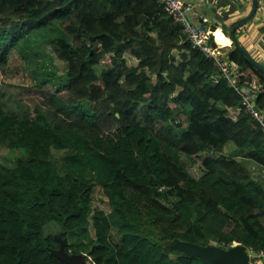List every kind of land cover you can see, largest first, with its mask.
<instances>
[{"label": "trees", "instance_id": "1", "mask_svg": "<svg viewBox=\"0 0 264 264\" xmlns=\"http://www.w3.org/2000/svg\"><path fill=\"white\" fill-rule=\"evenodd\" d=\"M211 31L264 112V76ZM31 33L66 74L0 83V264H64L59 240L87 264H205L174 241L264 251V133L159 0H0V72Z\"/></svg>", "mask_w": 264, "mask_h": 264}, {"label": "built area", "instance_id": "2", "mask_svg": "<svg viewBox=\"0 0 264 264\" xmlns=\"http://www.w3.org/2000/svg\"><path fill=\"white\" fill-rule=\"evenodd\" d=\"M159 2L163 5L164 11L182 27L185 38L192 48L214 62L216 70L240 96L242 106L264 133V112L257 108L255 102L262 87L256 82H240L238 66L228 61L221 50L211 45L212 31L209 20L203 16H195V23H193L190 18V13L193 11L191 3L182 0H159ZM246 252L249 258L248 264H264V251L254 252L246 249Z\"/></svg>", "mask_w": 264, "mask_h": 264}, {"label": "rangeland", "instance_id": "3", "mask_svg": "<svg viewBox=\"0 0 264 264\" xmlns=\"http://www.w3.org/2000/svg\"><path fill=\"white\" fill-rule=\"evenodd\" d=\"M36 34H29L26 37L25 42L20 43L15 47L8 59L7 68H5L4 72H0V83H2L9 91L22 93L23 88L33 85L32 81H39L42 74H45V72L50 70L54 71L59 77H64L66 74V64L57 57L59 56L58 52L54 49L53 43L55 40L53 41V38L46 33L45 35ZM39 39L41 41H39ZM228 149L229 147L225 149L226 153ZM13 160L14 159L10 158L8 152L0 149V162L6 165H11ZM181 161L186 169V161L184 159ZM189 172L195 176L197 175L194 169L189 170ZM260 174L264 179V173L260 172ZM93 200V208L102 210L108 208L100 189L97 187L95 188ZM172 248L176 252H179L174 248L173 243Z\"/></svg>", "mask_w": 264, "mask_h": 264}, {"label": "water", "instance_id": "4", "mask_svg": "<svg viewBox=\"0 0 264 264\" xmlns=\"http://www.w3.org/2000/svg\"><path fill=\"white\" fill-rule=\"evenodd\" d=\"M259 0H250L249 10L245 16L233 22L226 31V36L231 45L240 55L252 66V68L264 76V61L252 57L247 50L240 44L236 37V32L251 22L258 10ZM65 241L59 240L57 250L51 253L64 264H87L82 254H70L65 251ZM174 248L185 256L200 259L205 264H248V254L246 248L242 245H234L223 249L215 245L201 247L192 243L174 241Z\"/></svg>", "mask_w": 264, "mask_h": 264}, {"label": "crops", "instance_id": "5", "mask_svg": "<svg viewBox=\"0 0 264 264\" xmlns=\"http://www.w3.org/2000/svg\"><path fill=\"white\" fill-rule=\"evenodd\" d=\"M193 4L190 18L195 23V16H203L223 37L229 26L245 16L249 10L250 0H182ZM240 44L254 58L264 61V0H259V7L254 19L240 28L236 33ZM229 46L228 44L225 46ZM224 57L228 50L221 49ZM226 59V58H225ZM264 224V219H262Z\"/></svg>", "mask_w": 264, "mask_h": 264}]
</instances>
